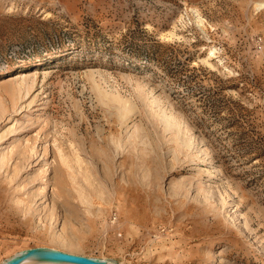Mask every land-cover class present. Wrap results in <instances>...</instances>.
Masks as SVG:
<instances>
[{
    "label": "rangeland",
    "instance_id": "1",
    "mask_svg": "<svg viewBox=\"0 0 264 264\" xmlns=\"http://www.w3.org/2000/svg\"><path fill=\"white\" fill-rule=\"evenodd\" d=\"M34 246L264 264V0H0V263Z\"/></svg>",
    "mask_w": 264,
    "mask_h": 264
},
{
    "label": "water",
    "instance_id": "2",
    "mask_svg": "<svg viewBox=\"0 0 264 264\" xmlns=\"http://www.w3.org/2000/svg\"><path fill=\"white\" fill-rule=\"evenodd\" d=\"M26 259L37 261H65L72 264H111L107 260L51 247H29L0 264H20Z\"/></svg>",
    "mask_w": 264,
    "mask_h": 264
},
{
    "label": "bare ground",
    "instance_id": "3",
    "mask_svg": "<svg viewBox=\"0 0 264 264\" xmlns=\"http://www.w3.org/2000/svg\"><path fill=\"white\" fill-rule=\"evenodd\" d=\"M30 260L31 259H26L25 261L21 262L20 264H27V262L30 263ZM33 261V260H31ZM43 264H72V263H69V262H65V261H42Z\"/></svg>",
    "mask_w": 264,
    "mask_h": 264
}]
</instances>
